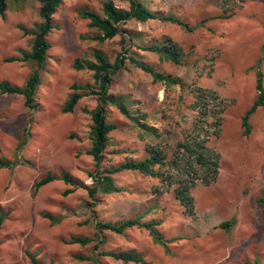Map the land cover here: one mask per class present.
Masks as SVG:
<instances>
[{
  "label": "rangeland",
  "instance_id": "1",
  "mask_svg": "<svg viewBox=\"0 0 264 264\" xmlns=\"http://www.w3.org/2000/svg\"><path fill=\"white\" fill-rule=\"evenodd\" d=\"M128 9L129 0H113ZM150 7L170 9L191 25L207 18L204 27L194 31L159 18L124 24L127 37L134 36L132 49L164 72L181 78L180 84L167 85L126 62L114 74L110 91L130 93L149 122L158 127L157 137L142 139L137 127L114 106L107 116L118 124L110 132L101 168L125 159L145 156V144L153 142L173 148L182 138L196 113L192 87L201 86L220 95L227 108L218 135L211 131L209 146L219 153L218 178L210 185L192 188L191 213L158 176L124 170L114 174L118 192L98 190L90 195L86 185L97 170L86 153L91 143L88 109L98 102L96 94L84 95L72 112L62 107L73 82H93L92 71L74 67V59L86 54L94 40L82 38L88 19L78 7L87 3L100 9L102 0H62L53 14L59 28L47 39L51 43L42 66L30 60L8 57L30 49L32 35L23 27H33L41 18L38 0H10L0 14V80L21 85L31 70L38 69L37 105L25 104L20 93L0 92V158L16 160L0 166V206L8 211L0 225V264H32L27 251L45 264H241L257 257L264 264V204L258 197L264 191V109L251 115L252 130L243 133L242 115L257 97L255 77L261 68L264 86V0H242L235 14L211 18L220 0H144ZM209 18V19H208ZM172 36L184 48L182 63L161 60L159 55L138 48L145 42ZM114 59L125 48L121 36L106 39L101 46ZM69 172L78 180L67 184L60 177L36 189L34 183L47 173ZM72 193L64 194L68 188ZM51 213L59 219L51 223ZM141 217L160 219L158 230L166 244L156 242L149 230L131 227L122 233L96 230V219L117 221ZM234 217L225 229L219 222ZM87 235V244L68 243L70 236ZM134 249L144 263L124 262L103 253L107 250ZM80 255L85 256L81 258Z\"/></svg>",
  "mask_w": 264,
  "mask_h": 264
},
{
  "label": "trees",
  "instance_id": "2",
  "mask_svg": "<svg viewBox=\"0 0 264 264\" xmlns=\"http://www.w3.org/2000/svg\"><path fill=\"white\" fill-rule=\"evenodd\" d=\"M10 0H0V14L6 10ZM20 1V0H16ZM38 14L40 20L36 21L33 27L24 28L26 34L32 35L31 48L21 49L20 55L8 57L9 60L20 59L30 60L37 65L42 66L48 56V50L51 43L47 39L49 33L59 28L53 19V14L61 4L62 0H38ZM242 0H220L219 9L211 18H228L235 14L236 8ZM81 17L88 19L89 28L82 33V38L94 40L99 46H92L86 50V54L78 55L74 59V67L77 69L87 68L92 71L93 82L84 84L73 82L70 86L71 93L62 107L64 113L72 112L79 100L88 94L97 95V104L88 109L91 115V124L89 137L91 143L86 149L96 163L97 170L91 173L94 181L91 185H86L90 195H94L98 190L104 192H118L121 190L115 183L114 174L124 171H138L144 175L158 176L165 181L168 188H173L175 196L186 207V211L191 213L194 209V196L191 193L193 187L198 183L210 185L215 182L219 175L220 160L219 153L209 146L211 131L218 135L223 122V111L227 108L220 95L212 89L201 86H193L192 92L194 100L190 104V109L196 113L191 124L184 128L182 138L178 139L173 148L165 149L159 147L156 143L147 142L145 144V156L138 159H125L119 164H112L101 168V158L109 143L110 132L118 128L115 121L107 116L108 106H114L119 113L128 118L139 130L142 139L146 135L157 137L160 135L158 127L150 123L148 111L139 108L133 96L128 93H116L110 91L109 84L118 70H121L126 62H130L136 67L149 73L156 81H161L167 85L180 84L184 82L180 77L170 72H164L159 69L157 64L148 61L138 51L133 50L132 43L134 36L127 37L124 24L132 19L143 22L150 18H159L175 22L186 30L194 31L199 27H204L207 18L202 19L195 25H191L183 16L176 14L170 9H161L150 7L144 0H129L128 9L120 8L113 0H102L100 9L94 8L87 3L78 7ZM209 19V18H208ZM121 36V43L125 51L119 53L112 59L111 55L103 49L101 44L115 35ZM142 51H151L159 55L161 60H168L174 63H182L185 50L183 46L172 36L164 34L159 40L145 42L138 46ZM262 70L257 68L255 85L257 87V97L242 115L243 133L248 135L252 130L250 122L251 115L258 107L264 109V86L262 83ZM40 83V76L37 68L31 70L25 81L19 85L6 79L0 80V92L20 93L25 96V104L29 107L37 105V86ZM17 161L9 158H0V166L15 164ZM60 177L67 184L77 185L78 180L69 172L61 174L47 173L38 179L34 185L39 188L40 185ZM75 187L68 188L64 194L72 193ZM260 203L264 204V191L258 197ZM8 211L0 206V225L6 217ZM50 222L57 223L58 218L51 213L43 215ZM142 216L135 218H125L117 221L96 219L94 226L96 230L109 229L115 233H122L131 227L147 228L150 235L156 242L166 244V238L157 228L160 219L141 220ZM234 217L219 222V225L228 229L234 223ZM68 243L79 242L87 244L91 237L87 235L70 236ZM111 255L114 259L124 262L144 263L141 254L134 249L115 251H103ZM32 264H45L40 261L35 253L27 251ZM81 258L85 256L80 255ZM52 264V263H51ZM152 264V263H148ZM241 264H261V261L255 257L253 260L244 259Z\"/></svg>",
  "mask_w": 264,
  "mask_h": 264
}]
</instances>
